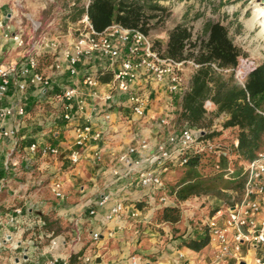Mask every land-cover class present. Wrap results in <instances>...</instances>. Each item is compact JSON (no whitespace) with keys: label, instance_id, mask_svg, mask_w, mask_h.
<instances>
[{"label":"built area","instance_id":"2783aa9c","mask_svg":"<svg viewBox=\"0 0 264 264\" xmlns=\"http://www.w3.org/2000/svg\"><path fill=\"white\" fill-rule=\"evenodd\" d=\"M90 2L91 0H85L86 8ZM78 25L76 37L61 41L58 38L40 37L31 44H27L21 29L15 31L6 27L3 37L25 53L19 63L7 68L0 67V97L7 94L14 81L19 93H25L32 86L39 87L43 100L61 104L59 114L63 122H71L73 117L80 116L79 119L83 122L74 127L76 149L71 151L67 159L72 166H77L84 159L86 144L90 139L98 143L104 140V131H93L96 117L102 116L109 123L113 109H126L124 113L131 112L144 118L153 99L164 101L166 111L159 118L161 137L155 144L148 138L140 139L136 146L129 147L117 156V163L123 168H112L111 181L88 210V215L95 216L99 209L106 208L114 196L112 186L129 179L138 188L151 190L153 195L160 194L159 206L176 207L168 196L165 177L178 168L186 167L192 158L200 156H215L216 167L219 169L220 157L224 153L221 144L211 138L210 134L217 132L218 126L225 122V114H221V119L214 122L212 130L192 126L188 121L177 124L183 97L190 87V78L200 65L194 59L177 61L165 56L156 48L151 36L140 29L113 24L105 31L97 32L87 15L82 17ZM0 26L3 27V24ZM48 56H51L52 61L43 67L42 60ZM87 59H91L93 64L95 60L98 63L93 68L81 70V64ZM212 66L216 71H222L215 64ZM252 70L246 73L235 70V78L239 84L244 86L247 75ZM66 73L73 78V85L62 87L58 82ZM99 73L100 76H112L111 81L102 82L98 78ZM153 82L164 89L163 96H156L155 89L146 87ZM105 86L108 89L104 91L102 88ZM82 87L90 90L88 94L94 101L103 102L107 108L85 115L88 107L87 92ZM211 105V101L206 102V109ZM15 112L18 116H26L23 107L15 106L0 109V118L9 117ZM126 117L128 119L129 115ZM16 133L14 129L4 130L3 135L14 137ZM234 143L237 148L238 140ZM30 151L39 153L42 159L61 156L60 149L50 144L42 147L36 143L31 144ZM97 157L101 158L99 154ZM242 171L245 186L241 199L218 207L204 225L216 261L248 264L243 255V250L247 249V255L251 254L250 264H264V150L258 152L253 160L247 161ZM224 172L226 178H235L231 166ZM62 190L61 182L53 184L52 191L57 198H63ZM125 210V202H115L106 214V220L112 222L122 218ZM15 213L17 215L8 214L7 218H0V229L7 226L17 229L18 225H26V232L31 233L37 229L39 235H44V222H20L18 216L24 215L23 207L16 208ZM138 213V209L134 207L130 213L131 218H138ZM92 237L98 240L100 233H92ZM7 243L14 244L12 233H6L3 244ZM61 243L59 238L53 237L51 246L57 248ZM29 247L36 248L37 244L30 242ZM80 260L89 263L91 258ZM68 263L67 259L52 256L46 264Z\"/></svg>","mask_w":264,"mask_h":264},{"label":"crops","instance_id":"0c3cea01","mask_svg":"<svg viewBox=\"0 0 264 264\" xmlns=\"http://www.w3.org/2000/svg\"><path fill=\"white\" fill-rule=\"evenodd\" d=\"M3 12L0 9V25L3 24L0 26V67L7 68L22 61L25 51L3 37L6 27L11 28L10 14L4 17ZM97 63L87 59L81 64V70L93 68ZM59 83L62 87L71 86L73 78L66 73ZM146 87L155 89L156 96L165 94L155 82ZM102 89L105 91L108 87ZM55 90L58 91L57 86ZM83 90L87 92L88 102L85 115L107 108L103 102L89 96V89ZM15 106L23 107L26 116L15 112L0 118V218L17 215L15 209L23 207L24 215L18 216L20 222L40 220L45 228L43 236L37 229L26 232V225L0 229V264H46L52 256L67 259L71 264L74 255L91 258V261L80 260L73 264H225L216 261L209 244L200 252L189 249L185 242L193 238L195 229L187 227V231L178 232L174 229H179L180 221L161 222L159 216L165 207L158 203L151 206V190L138 188L130 179L112 186L114 196L110 204L99 209L95 216L88 215V210L111 181L112 168H123L117 163V156L136 146L140 139L148 138L155 144L161 137L159 118L166 111L164 101L153 99L144 118L124 113L126 109H113L109 123L102 116L96 117L93 131H104V140L98 143L90 139L85 157L77 166H72L67 159L76 149L74 127L83 122L80 116L63 122L59 114L61 104L43 100L39 87L32 86L25 93H19L13 81L7 94L0 97V109ZM207 110L211 114L216 106L212 103ZM13 129L17 132L14 137L3 135L4 130ZM35 143L40 147L53 145L60 149L61 156L42 159L39 153L30 151L31 144ZM165 178L167 181V176ZM55 182L62 183L63 198L53 193ZM118 201L125 202L126 210L122 218L109 222L106 214ZM134 207L139 211L135 219L130 215ZM7 232L12 233L14 244H3ZM96 232L100 233L98 240L92 237ZM53 237L62 242L57 248L51 246ZM30 242L37 247L30 248ZM243 255L250 264L251 254L247 255V249L243 250Z\"/></svg>","mask_w":264,"mask_h":264},{"label":"trees","instance_id":"16d2710c","mask_svg":"<svg viewBox=\"0 0 264 264\" xmlns=\"http://www.w3.org/2000/svg\"><path fill=\"white\" fill-rule=\"evenodd\" d=\"M264 3V0H261ZM76 8V7H75ZM168 8L160 0H91L86 8H78L72 15L74 21L87 15L97 32H103L113 24H120L129 29H140L150 35L153 26L157 25ZM156 48L162 46L155 42ZM158 49V48H157ZM161 52V49H158ZM164 55L177 61L194 59L200 65L191 77L190 87L182 100L179 121H188L192 126L205 128L208 110L206 102L216 106V115L225 114L227 120L224 129H236L238 147L236 151L247 160H253L264 144V62L255 67L248 75L244 86L235 78V69L240 58L245 56L229 36V30L220 22L208 21L204 24L202 36L193 39L191 28L178 24L168 31V41ZM215 64L220 70L213 68ZM226 70H229L228 73ZM102 82H109L112 76L98 74ZM220 133V132H219ZM220 134L214 132L211 138L220 141ZM205 157V156H203ZM201 156L194 157L186 166V173L178 185L176 196L180 201L191 197L220 194L231 189L244 190L245 178L238 173V182H227L223 174L218 177L203 178L200 174ZM229 163V156L223 153L220 157L222 166ZM161 222L177 223L181 220L178 207H165L159 216ZM195 252L202 251L209 244L207 228L195 231L193 238L185 242ZM79 255L71 257V264L79 262Z\"/></svg>","mask_w":264,"mask_h":264},{"label":"rangeland","instance_id":"374dc122","mask_svg":"<svg viewBox=\"0 0 264 264\" xmlns=\"http://www.w3.org/2000/svg\"><path fill=\"white\" fill-rule=\"evenodd\" d=\"M160 4L168 8V13L162 15L159 24L154 26L156 21L151 22L153 30L150 36L155 42H162L161 48L157 47L161 49V52L165 51L168 31L178 24H185L191 28L193 39L197 40L202 36L204 24L213 21L227 27L233 43L246 54L240 58L235 70L246 73L264 62V33H261L258 25H255L253 29L250 28L253 18L264 11V3L261 0H160ZM84 6L85 0H0V9L4 11L3 16L9 17L8 14H10L11 28L13 27L15 31L21 29L27 44H31L33 40L40 37L58 38L60 41L76 37L80 20L74 21L71 17L76 9ZM50 57L42 60L43 67L51 63ZM220 119L221 115L217 116L216 111L209 114L207 122L210 126L204 129L212 130L214 122ZM180 122L178 118L177 124ZM223 124L218 126L216 133L220 135L216 137L220 139L222 150L229 156V163L224 164L221 171L220 164L219 169L216 167L215 156L202 157L200 174L203 178L218 177L223 174L224 180L234 183L239 181V176L234 179H231L232 176L226 178L224 170L231 166L235 175L237 173L241 175L244 164L249 160L236 151L234 142L237 140V130L224 129ZM262 150H264V144L260 151ZM186 168H178L167 175L168 196L179 208L181 214L179 229L174 230L187 231V227H192L195 231H202L206 228L204 223L218 207L239 201L243 192L231 189L222 191L219 195L214 193L180 201L176 192L186 173ZM159 196L160 194H155L150 198L151 206L158 203Z\"/></svg>","mask_w":264,"mask_h":264},{"label":"bare ground","instance_id":"6f19581e","mask_svg":"<svg viewBox=\"0 0 264 264\" xmlns=\"http://www.w3.org/2000/svg\"><path fill=\"white\" fill-rule=\"evenodd\" d=\"M255 25H258L261 29V33H264V11L261 12V15L253 18L250 28L253 29Z\"/></svg>","mask_w":264,"mask_h":264}]
</instances>
